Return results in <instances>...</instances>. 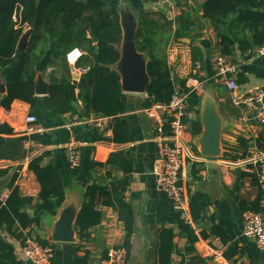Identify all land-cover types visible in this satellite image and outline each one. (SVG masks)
<instances>
[{
  "label": "trees",
  "instance_id": "16d2710c",
  "mask_svg": "<svg viewBox=\"0 0 264 264\" xmlns=\"http://www.w3.org/2000/svg\"><path fill=\"white\" fill-rule=\"evenodd\" d=\"M194 15L195 10L189 8L181 10L174 20H168L162 13L143 12L135 33V45L139 53L147 55L146 71L150 83L145 92L144 106L166 104L177 93L170 76L165 50L171 41L188 39L192 43L198 37L195 28L199 22ZM201 19L209 21L217 34L218 54L230 61L236 51L251 56L254 49L264 44V0H206L201 6ZM33 20L35 28L29 38L27 50L16 59L19 53L18 40L25 27H29ZM91 34L96 42L92 41ZM121 34L117 12L107 10L103 0H0V69L13 67L7 80L6 93L0 99V107L9 110L11 103L19 100L30 105L31 113L35 111L38 103L34 94L37 74L35 68L50 44L55 41L49 63L51 71L47 74L48 94L42 99L43 108L57 116L76 115L78 120L91 115L112 118L111 141L116 144L132 142L133 135L128 125L119 118L126 110L127 103L120 87L119 74L114 67L120 56ZM75 49L85 52L77 61L76 68L87 69L78 80L73 79L70 65L66 61V55ZM237 83L242 82L237 80ZM188 90L186 88L184 92L187 93ZM190 96L194 97V94ZM78 102L81 104L79 110ZM200 131L199 122H193L190 126L191 134L197 135ZM14 134L7 124H0V161L23 160L26 155L23 148L25 142L41 147L51 145V134L47 132L11 137ZM256 143L261 151L264 132L257 138ZM238 145L244 151L248 140L240 139ZM224 155L231 162H236L240 157L227 156L228 152ZM47 157V151L33 157L27 170L34 175L40 187L38 198L42 205L39 208L54 216L64 200L63 184L53 163H44ZM133 159L129 150L120 149L111 153L105 163H91V169L110 170L105 174L107 183L93 182L85 190L83 204L75 222L77 239H86L88 231L101 223L103 211L97 208L102 207L116 213L118 221L124 226L123 246L130 249L133 211L125 200L128 186L125 176L133 171ZM200 169V166L196 169L194 164L192 175L197 181L201 180ZM112 170L121 173L122 177L112 176ZM7 171L0 170L1 179L7 176ZM72 173L76 174L77 170L73 169ZM255 175H245L251 178V184L257 185L259 191L252 201H239L242 212L247 208L256 213L263 211L261 203L264 201V189ZM15 181L16 175L4 187L10 191L8 197L4 203L0 202V264H24L15 256L13 246L1 236L2 232L23 242L22 231L32 226H40V220L30 217L26 212L32 206L33 199L20 196ZM181 185L187 196L185 186L182 183ZM187 193L190 218L195 224L204 218L205 210L210 206L209 197L200 191L191 193L188 190ZM155 212L158 222L170 225L159 232L157 264H171L172 253L176 250L173 244V226L177 227L179 235L186 240L183 255L191 257V264L195 261L198 264H208L195 255L194 245L198 237L194 229L182 218L181 212L173 208L172 202L163 193L160 194ZM211 222L208 232L199 233L200 238L206 239L214 235L225 245L229 241L225 232L215 224L214 219ZM223 254L230 261L239 254V250L232 244ZM76 261L80 264L81 259L77 258Z\"/></svg>",
  "mask_w": 264,
  "mask_h": 264
},
{
  "label": "crops",
  "instance_id": "0c3cea01",
  "mask_svg": "<svg viewBox=\"0 0 264 264\" xmlns=\"http://www.w3.org/2000/svg\"><path fill=\"white\" fill-rule=\"evenodd\" d=\"M103 2L107 10H114L119 18L122 13L129 15L135 22L136 27L141 20L143 12L162 13L168 20H174L181 13V10L187 8L195 10L196 15L194 16L199 22V25L195 28L198 37L194 38L192 43L188 39L171 41L176 49L172 56L168 55L167 49L165 50L167 64L177 91L181 90L182 93H186L184 90L186 88L189 89L191 85L196 83H201L204 87V90L197 95L194 94V97L189 96L193 102L190 104L188 101V111L185 119L189 132L191 124L195 121L199 122L202 131L201 102L204 93L214 101L218 114L224 121V126L220 137L221 153L216 158H206L199 153L197 141L201 131L197 135H192L190 132L187 137L189 144L194 149V154L199 159L198 161L186 159L181 170V183L186 188L188 201V209L186 213H181L182 218L191 225L195 235L198 237V241L194 245L195 255L207 263L212 261L210 257L211 251L219 250L224 257L223 253L225 250L233 244L237 246L239 254L230 260L232 264H264V252L256 247L253 240L242 236V214L244 211L242 212L239 208V201H252L256 197L259 188L257 185L251 184L250 177L245 176L252 174V172L233 166L231 164L233 162L224 157L226 152L229 154L227 156H240L237 160L241 159L244 151H246L245 155H248L250 146L253 144L257 145L256 140L264 130L255 122L243 124L240 121L242 115L245 114L243 109L234 106L230 101L228 90L212 79L214 69L211 60L218 55V37L210 26L209 21L201 19L202 0H168V3H163L159 0H103ZM79 51L81 56L85 55V52ZM144 56L147 62V55L144 54ZM231 60L238 66L236 81L240 80L242 82L240 84L237 83V94L239 96L243 97L258 90H264V57L254 58L252 53L250 56L248 53L236 51ZM76 63L74 64L75 67ZM196 63L200 64L199 69H195ZM75 67H72V74ZM48 69L51 71L50 67ZM12 70V66L0 69V82L5 87ZM50 71H46L43 74L46 81H48L47 74ZM4 95L5 93L1 94L0 99ZM125 96L127 98L126 110L119 115V118L126 122L129 131L133 135V141L125 144H116L111 141L112 128L105 132H100L92 127L83 125L76 115L57 116L48 112L43 108V97H37V107L32 113L30 105L19 100H14L11 103L7 114H4L3 108L0 107V124L5 123L13 129L15 134L11 137L27 135L24 132V118L29 114L34 115L37 118V124L45 132L51 134V145L41 147L31 142H25L23 146L26 151L25 158L21 161L1 160L0 170H8V183L12 176L16 175L15 185L20 196H29L35 200L38 198L40 187L34 175L27 170V166L33 157L43 151L49 152V157L44 160V163L51 161L58 169L59 177L63 184L64 202L55 216L48 215L39 207L31 206L27 208L26 212L30 217H36L40 220V226H32L22 231V233L23 235L34 236L37 240L41 238L39 242L45 241L53 246L52 264H78L77 258L81 259L80 264H96L105 256L109 248L123 246L125 237L124 226L118 221L116 213L107 208L103 209L101 223L88 231L89 235L86 239H77L74 222L76 242L67 244L50 241L53 227L59 214L63 210H69L73 213L79 211L84 191L93 182L99 184L107 183L105 174L110 169H91V163H105L111 153L120 149L129 150L134 158L133 171L125 176L128 182L125 200L133 211V234L130 238V249L127 250V264H157L158 235L163 227L169 228L170 225L160 223L156 219L155 210L160 201V193L157 191L154 178L151 175L157 156L156 145L153 141L154 121L142 112L149 107L144 106L145 93L125 94ZM80 108L81 104L78 102L77 109L79 110ZM70 132H73L77 140L83 143V146L79 147L80 163L76 168V174L72 173L73 169L69 166L68 150L65 147ZM3 137L6 138V136ZM240 139L248 140V146L244 151L239 149ZM130 144L132 146L129 147ZM261 151L264 153V145ZM208 162L214 163L218 171V190L215 191L217 198L205 210L204 218L194 224L190 218L187 191L190 190L191 193L204 192L209 197L210 185L206 168ZM194 164L196 169L198 166L201 168L199 171L201 180L199 181L195 180L192 175ZM111 172L112 176L116 178L122 177L119 172L114 170ZM9 192L8 189L2 188L0 194H9ZM261 205L263 207L262 212H264V201H262ZM248 210L249 208L245 211ZM211 219H214L215 224L228 237L229 241L225 245L214 235H210L206 239L200 238L199 233L208 232L212 226ZM172 229L175 233L173 244L176 250L172 253L171 264H191V257L183 255L185 238L179 235L177 227L173 226ZM35 232L38 233L39 237L35 236ZM1 236L13 246L15 256L22 261L18 254L22 241L16 240L4 232L1 233ZM198 263V261H195L193 264Z\"/></svg>",
  "mask_w": 264,
  "mask_h": 264
},
{
  "label": "built area",
  "instance_id": "2783aa9c",
  "mask_svg": "<svg viewBox=\"0 0 264 264\" xmlns=\"http://www.w3.org/2000/svg\"><path fill=\"white\" fill-rule=\"evenodd\" d=\"M158 1V0H157ZM168 3V0H159ZM28 27L26 26L25 29ZM173 42V41H172ZM171 43V42H170ZM167 47L168 55L175 53L176 47L171 43ZM81 52L77 49L66 55V61L71 67L80 58ZM252 57H264V44L252 53ZM214 74L212 79L222 84L230 94L231 103L243 109L245 114L240 121L243 124L250 122L257 123L264 130V90H258L247 96H239L238 84L236 81L238 66L228 58L216 55L211 60ZM200 64H195V69H199ZM87 72L86 68H74L73 79L78 80L81 75ZM204 90L203 84L196 83L191 85L187 93L172 95L166 104H152L142 112L154 121V138L157 156L154 161L151 175L157 191L163 193L173 204V208L181 213H186L188 201L185 195V189L181 185V170L187 160L198 161L188 142L189 127L185 122L188 103L187 98L190 94H198ZM7 114L8 110L3 109ZM112 118L91 115L81 120L83 125L92 127L100 132H105L111 128ZM24 132L27 135L43 134L45 130L37 124V118L34 115H27L24 118ZM83 146L77 140L73 132L69 133L66 149L68 150L69 166L76 169L80 163L79 147ZM132 144L129 145V147ZM248 155L244 159H239L231 163L233 166L249 170L255 173L259 185L264 188V153L260 151L257 145L253 144L248 150ZM8 194H0V202L4 203ZM99 211L104 208L98 207ZM188 220V218H187ZM242 236L253 240L256 247L264 252V212L245 211L242 214ZM54 248L50 243L41 244L34 236L24 235V240L19 248V257L27 264H52ZM212 261L218 264H232L226 260L219 250L211 251ZM128 251L124 246L111 247L106 254L96 264H127Z\"/></svg>",
  "mask_w": 264,
  "mask_h": 264
},
{
  "label": "water",
  "instance_id": "95a60500",
  "mask_svg": "<svg viewBox=\"0 0 264 264\" xmlns=\"http://www.w3.org/2000/svg\"><path fill=\"white\" fill-rule=\"evenodd\" d=\"M204 1L206 0H202V2ZM119 24L122 32L121 42L119 45L120 56L118 62L114 67L120 77L121 90L125 94H144L150 83V79L146 71L145 56L143 53H139L137 51L135 45V33L137 29L136 24L133 19L126 13H122L120 15ZM34 28L35 20H33L31 25L21 34L17 43V50L19 51V53L17 54L16 59L20 57L22 52H25L27 50L29 38ZM90 37L93 42H96V38L92 34ZM54 46L55 41L50 44L49 49L46 51L45 55L42 57L35 68L37 74L34 81V94L36 97H45L48 94L49 82L46 81V78L43 74L46 71H50V69L48 68ZM94 50L96 52L97 48L95 47ZM70 69L71 71L73 70L72 67H70ZM177 92L179 94H183L181 90H178ZM3 93H6V87L3 83L0 82V95ZM201 107L202 131L197 141L199 153L206 158H216L219 157L221 153L220 137L221 131L224 126V121L219 116L214 101L205 93L202 95ZM245 154L246 151H244V154H242L243 156H241V159H244ZM206 168L210 185L209 201L210 203H212L217 198V194H215V191L218 190V171L215 168L214 163L212 162H208V164H206ZM8 179V176L0 179V191L2 190V188H4V186L7 185ZM83 200L84 194L80 209L82 207ZM41 205L42 202L39 198L33 200L32 206L40 207ZM62 205L63 203L61 204V206ZM79 211L73 213L69 210H63L59 214L57 221L54 224L50 241L54 243L67 244L76 242L74 222H76V217ZM208 264L218 263L210 261L208 262Z\"/></svg>",
  "mask_w": 264,
  "mask_h": 264
},
{
  "label": "rangeland",
  "instance_id": "374dc122",
  "mask_svg": "<svg viewBox=\"0 0 264 264\" xmlns=\"http://www.w3.org/2000/svg\"><path fill=\"white\" fill-rule=\"evenodd\" d=\"M25 30H26V29H25ZM163 48H164V47L162 46V48H161V49H163ZM188 101H189V103H190V104H192V103H193V102H192V98H190V97H189V98H187V103H188ZM191 148H192V147H191ZM192 150L194 151V149H193V148H192ZM35 236H36V237H39L37 232H35ZM40 239H41V238H38V241H40Z\"/></svg>",
  "mask_w": 264,
  "mask_h": 264
}]
</instances>
